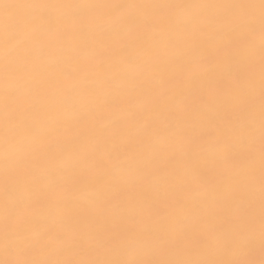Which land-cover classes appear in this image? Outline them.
Masks as SVG:
<instances>
[{"label":"snow or ice","instance_id":"1","mask_svg":"<svg viewBox=\"0 0 264 264\" xmlns=\"http://www.w3.org/2000/svg\"><path fill=\"white\" fill-rule=\"evenodd\" d=\"M0 264H264V0H0Z\"/></svg>","mask_w":264,"mask_h":264}]
</instances>
